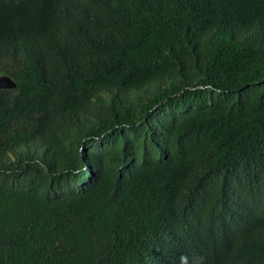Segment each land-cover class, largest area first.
Wrapping results in <instances>:
<instances>
[{
	"label": "trees",
	"instance_id": "trees-1",
	"mask_svg": "<svg viewBox=\"0 0 264 264\" xmlns=\"http://www.w3.org/2000/svg\"><path fill=\"white\" fill-rule=\"evenodd\" d=\"M0 75V264H264V0H0Z\"/></svg>",
	"mask_w": 264,
	"mask_h": 264
},
{
	"label": "water",
	"instance_id": "water-1",
	"mask_svg": "<svg viewBox=\"0 0 264 264\" xmlns=\"http://www.w3.org/2000/svg\"><path fill=\"white\" fill-rule=\"evenodd\" d=\"M15 87L14 81L7 75H0V88Z\"/></svg>",
	"mask_w": 264,
	"mask_h": 264
},
{
	"label": "clouds",
	"instance_id": "clouds-1",
	"mask_svg": "<svg viewBox=\"0 0 264 264\" xmlns=\"http://www.w3.org/2000/svg\"><path fill=\"white\" fill-rule=\"evenodd\" d=\"M58 12H62L60 6H58V8H57L56 10H54V12H53V17H54L55 19L58 18Z\"/></svg>",
	"mask_w": 264,
	"mask_h": 264
}]
</instances>
